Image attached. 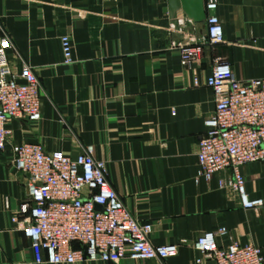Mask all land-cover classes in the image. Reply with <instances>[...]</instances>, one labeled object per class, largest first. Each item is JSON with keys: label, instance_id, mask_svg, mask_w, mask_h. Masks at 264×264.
Listing matches in <instances>:
<instances>
[{"label": "crops", "instance_id": "0c3cea01", "mask_svg": "<svg viewBox=\"0 0 264 264\" xmlns=\"http://www.w3.org/2000/svg\"><path fill=\"white\" fill-rule=\"evenodd\" d=\"M215 13L224 41L204 47L193 69L178 46L202 36L205 21L182 10L171 15L168 0H0V37L6 34L16 50H9L11 65L20 71L28 64L41 83V119H11L8 142H38L71 156L91 146L126 208L152 225L150 242L179 245L164 264H215L194 243L222 226L227 234L217 237L219 246L254 244L264 256V209L242 207L228 185L232 170L196 179L197 145L215 108L205 84L214 63L227 61L243 81L264 78V0H218ZM62 34L72 41L70 64L62 61ZM240 172L248 199L264 200V161ZM25 185L6 147L0 151V264H38L21 230Z\"/></svg>", "mask_w": 264, "mask_h": 264}, {"label": "built area", "instance_id": "2783aa9c", "mask_svg": "<svg viewBox=\"0 0 264 264\" xmlns=\"http://www.w3.org/2000/svg\"><path fill=\"white\" fill-rule=\"evenodd\" d=\"M217 5L218 0H204L205 33L190 36L178 46L181 60L193 69L199 65L204 47L213 48L224 41L223 25L215 13ZM60 43L62 61L70 64V36L62 34ZM9 50L16 53L10 38L3 34L0 151L8 147L16 169L26 175V197L19 213L35 263L117 262L128 257L164 264L165 259L174 257L179 245L150 242L152 225L140 223L126 208L107 179L105 162L94 158L91 146L71 156L60 150L47 151L38 142H8L7 124L11 119H41V83L28 64L24 63L20 71L13 69ZM194 83L199 85L197 77ZM205 84L212 89L215 108L205 119V133L197 145L196 179H210L229 168L233 179L228 185L238 192L242 207L264 209L263 199H248L240 172L247 163L264 161V78L237 79L227 61L217 60ZM96 205L102 209H96ZM225 234L224 226L204 232L194 248L215 264H264L262 249L257 245L230 241L225 247L219 246L217 237Z\"/></svg>", "mask_w": 264, "mask_h": 264}, {"label": "water", "instance_id": "95a60500", "mask_svg": "<svg viewBox=\"0 0 264 264\" xmlns=\"http://www.w3.org/2000/svg\"><path fill=\"white\" fill-rule=\"evenodd\" d=\"M168 3L171 15L182 10L188 18L195 22H203L206 19L204 0H168ZM96 209L101 210L102 207L96 205Z\"/></svg>", "mask_w": 264, "mask_h": 264}]
</instances>
